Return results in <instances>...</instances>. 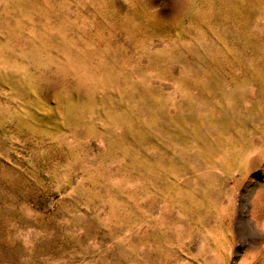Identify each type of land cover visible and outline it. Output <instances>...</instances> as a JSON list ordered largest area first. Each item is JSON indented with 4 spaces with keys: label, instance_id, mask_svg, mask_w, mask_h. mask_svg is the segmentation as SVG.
<instances>
[{
    "label": "rangeland",
    "instance_id": "374dc122",
    "mask_svg": "<svg viewBox=\"0 0 264 264\" xmlns=\"http://www.w3.org/2000/svg\"><path fill=\"white\" fill-rule=\"evenodd\" d=\"M262 214L264 0H0V264H264Z\"/></svg>",
    "mask_w": 264,
    "mask_h": 264
},
{
    "label": "snow or ice",
    "instance_id": "6c2138e0",
    "mask_svg": "<svg viewBox=\"0 0 264 264\" xmlns=\"http://www.w3.org/2000/svg\"><path fill=\"white\" fill-rule=\"evenodd\" d=\"M259 219L261 220V224L259 225V231L264 233V214H262ZM257 231V225L249 222L248 224L243 226V229L240 233V239L247 240L252 234H255Z\"/></svg>",
    "mask_w": 264,
    "mask_h": 264
}]
</instances>
